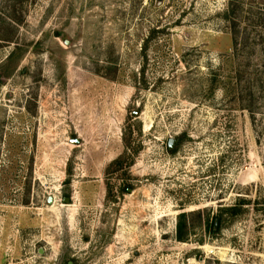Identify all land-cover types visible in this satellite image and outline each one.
<instances>
[{
  "label": "rangeland",
  "instance_id": "374dc122",
  "mask_svg": "<svg viewBox=\"0 0 264 264\" xmlns=\"http://www.w3.org/2000/svg\"><path fill=\"white\" fill-rule=\"evenodd\" d=\"M0 264H264V0H0Z\"/></svg>",
  "mask_w": 264,
  "mask_h": 264
},
{
  "label": "trees",
  "instance_id": "16d2710c",
  "mask_svg": "<svg viewBox=\"0 0 264 264\" xmlns=\"http://www.w3.org/2000/svg\"><path fill=\"white\" fill-rule=\"evenodd\" d=\"M230 211H232V213L235 214V212L237 211V207L236 206H231L229 207ZM202 214V210L197 209V210H193L190 212H185L182 211L180 213H178L177 215V220H176V224H175V230H176V239L179 241H185L186 240V235L187 232L190 230L191 224L190 221L188 220L189 217L192 216H201ZM221 217H222V210H220L218 213H215V215H213L211 217V222L208 221V218L206 220V225L207 228L211 231V232H218L221 228Z\"/></svg>",
  "mask_w": 264,
  "mask_h": 264
},
{
  "label": "water",
  "instance_id": "95a60500",
  "mask_svg": "<svg viewBox=\"0 0 264 264\" xmlns=\"http://www.w3.org/2000/svg\"><path fill=\"white\" fill-rule=\"evenodd\" d=\"M175 140L173 139V138H170L169 140H168V145H169V147H171L172 145H173V142H174ZM51 200H52V197H48V201L49 202H51ZM64 201H67V198H64Z\"/></svg>",
  "mask_w": 264,
  "mask_h": 264
}]
</instances>
